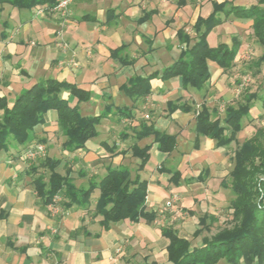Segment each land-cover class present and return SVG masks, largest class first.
Here are the masks:
<instances>
[{
	"label": "crops",
	"instance_id": "1",
	"mask_svg": "<svg viewBox=\"0 0 264 264\" xmlns=\"http://www.w3.org/2000/svg\"><path fill=\"white\" fill-rule=\"evenodd\" d=\"M212 1L224 0H186L183 6H178L177 0H72L64 17L38 14L36 6L17 7L10 0L0 1V96L11 103L33 83L53 77L90 92L89 100L79 103L82 115L106 112L97 125L98 135L74 151L63 150L65 136L53 109L44 113L43 123L35 126L24 143L11 141L0 150V264H169L168 239L161 233V227L167 225L191 240L192 246L201 244L202 236H194L197 215L187 201L192 186L201 182L195 179L201 170L195 177L180 176L175 184L170 172L163 170L169 175L162 176L159 169L175 159L179 165L187 163L191 158L180 146L186 141L187 147L195 137L194 111L179 107L170 112L169 104L198 106L204 102L210 107L213 96H204V89L182 87L179 77L152 78L151 91L144 97L129 96L124 89L130 79L159 71L175 61L181 48L176 30L185 25L193 42L192 24L199 15L206 17L212 11ZM229 1L240 5L256 2ZM149 10L155 13L138 20ZM227 21L237 26L232 37L241 40L235 57L240 58L248 43L242 30L247 29L250 36L251 20L232 17ZM230 39L229 34L220 38L226 43ZM208 67L211 76L205 88L215 81L217 84L225 72L214 61H208ZM61 95L71 104L76 101L69 91ZM141 122L177 133L176 148L171 153L160 151L152 135L135 139L134 128ZM32 142H43L45 157L60 159L55 170L62 175L68 171L69 179L79 188L99 180L108 166L127 165V160L137 165L140 159L131 156V145L151 144L149 159L139 173L147 183L146 209L156 211V217L137 222L124 219L104 226L95 210L98 188L86 206L66 208L62 197L59 209L50 211L33 182L38 175L47 180L49 170L40 164L43 158L30 161L24 157L26 145ZM190 147L191 155L205 153L209 158L213 147L223 148L206 136L199 137L198 147L193 143ZM223 163L217 161L211 174L223 178L228 172ZM166 168L172 169L170 165ZM187 178L192 183L184 184ZM175 194L181 197V206L165 209V202ZM209 211L215 213L212 208Z\"/></svg>",
	"mask_w": 264,
	"mask_h": 264
},
{
	"label": "trees",
	"instance_id": "2",
	"mask_svg": "<svg viewBox=\"0 0 264 264\" xmlns=\"http://www.w3.org/2000/svg\"><path fill=\"white\" fill-rule=\"evenodd\" d=\"M10 2L17 7L29 8L49 7L56 0ZM185 3L186 0H177L178 6ZM154 13L155 10L145 11L138 20H146ZM232 17L251 20L250 37L261 46V53L248 67L258 73L264 64V0H256L250 5L234 4L229 0L212 1V11L206 17L199 15L192 24L195 32L193 42L185 25L176 30L181 45L178 58L159 71L130 79L124 92L129 96L144 97L151 91L150 80L156 77L161 80L179 77L184 88L191 87L198 91L204 89L211 76L208 61H214L223 71L234 64L241 45L239 38L233 36L230 44L219 42L210 45L207 41L214 27ZM262 88V92L246 90L240 101L226 105L221 118L217 115L216 107H209L204 102L198 108L193 104L170 103L169 109L170 112L179 107L184 111H194V147H198L200 136L214 140L216 147H227L236 139L237 132L242 130L243 119L250 115L257 101L264 110V80ZM62 91H69L75 96V103L71 104L62 97ZM89 98L88 90L53 77L33 83L15 96L11 103H8L6 96H0V150L6 149L11 141L24 143L35 126L43 123L44 113L50 109L56 111L57 125L65 136L63 150L74 151L82 147L88 139L98 135L97 125L106 116V112L93 115L80 113L79 103ZM134 133L137 140L152 135L153 142L157 143V148L162 152L171 153L176 148L177 133L160 130L153 123L141 122L135 126ZM150 145L141 147L136 142L131 145V156L140 159L133 170L125 164L108 166L99 180L90 181L85 188L76 187L69 179L68 171L62 175L55 170L60 159L45 157L40 164L49 170L48 178L44 180L43 175L35 177V190L43 204H49L57 194L61 197L60 201L62 197L65 199L63 206L68 208L74 204L88 205L93 190L98 188L95 210L102 216V225L107 226L109 222L124 219L132 222L140 219L151 221L156 217V211L146 209L147 183L140 178L139 173L149 159ZM160 170L170 172V179L177 184L179 170L171 171L163 165ZM207 171L201 170L195 177L196 181L204 180ZM229 176V183L220 180V185L230 188L234 194L229 202V219L224 220L225 224L211 236H202L201 244L192 246L191 240L181 236L173 227H161L162 235L168 239L166 249L169 264H217L222 259L228 264H264V202L261 200L264 197V126L257 127L250 138L235 148ZM216 220L218 217L210 212L200 216L194 236L199 235L203 228L209 229Z\"/></svg>",
	"mask_w": 264,
	"mask_h": 264
},
{
	"label": "rangeland",
	"instance_id": "3",
	"mask_svg": "<svg viewBox=\"0 0 264 264\" xmlns=\"http://www.w3.org/2000/svg\"><path fill=\"white\" fill-rule=\"evenodd\" d=\"M242 3L244 2H241V5ZM236 27L237 26L235 23H230L228 21L217 25L216 27H214V29L209 32L207 36L208 43L210 45H215L220 41L222 42L223 40H220V38L223 37L224 34H229L232 39V34L234 33L233 31L237 30ZM245 31H247V29L242 30L241 35L243 36V39H245V41H248V43L246 42L247 44H245V52L243 53V56L240 58H235L236 61H234L232 67L225 70L224 76L217 81V84H215V81V83L209 85V88H204V96L212 94L211 96H213V102L211 103L210 107H216L218 111L217 115L220 118L224 115V109L226 105L230 103H237L238 101H240L242 94L246 90H258V92H262L263 89L262 84L264 80V64L261 66L260 71L258 73H254V69L252 67H248L250 65V62L261 53V46L252 40V38L249 36L250 32L247 33ZM170 54L172 55V53ZM212 69L213 68H211V70ZM195 107L198 108V106ZM260 126H264V110L261 107L260 102L257 101L254 107L251 109L250 115L243 119V128L242 130L237 132L236 139L232 141V143L227 147L218 149L213 147V150L210 151L213 157H211L212 155H209V158L208 155H205V153L201 154L197 152L191 155V152L193 150L190 146L193 141H190L187 147H185L184 145L186 141H182L180 147L186 152V154H188V157L191 159H188L189 161H187V163H182L181 165H179V162L176 161V159H172V163H166V166H171V171L179 167V176H189L190 178L195 177L200 170H208L207 173L204 175V180L192 186V194H190V197L187 201H189L188 206L194 208V210L191 211H193L197 215V219L203 214L210 212L209 210L212 208L215 212L213 214L218 217V220L214 221L209 226V229L203 228L199 235L211 236L213 233L216 232L217 229H219L225 224L224 220L229 219L228 207L230 200L234 197V194L230 188L222 187L220 185V180L224 179L227 183L230 182L229 171L233 165V152L235 148L238 145H241L242 142H244L246 139L250 138L255 133L256 128ZM222 160L224 162V170L228 171L223 178L211 174V171H215V167L217 165L216 162ZM126 163L132 170L137 166L133 161L127 160ZM150 165L153 166L154 162H151ZM159 171L158 172L162 176L169 175L168 173L165 175L163 173V170L159 169ZM260 178H262V176ZM187 179L184 180V184L192 183L189 178ZM179 198L181 197L176 194L170 198L172 202L170 208H172L173 205L174 208L175 205L181 206ZM260 198H262V196ZM261 200L264 202V197ZM182 208L185 209V211H187L188 209L183 206ZM218 264L228 263L222 259Z\"/></svg>",
	"mask_w": 264,
	"mask_h": 264
},
{
	"label": "built area",
	"instance_id": "4",
	"mask_svg": "<svg viewBox=\"0 0 264 264\" xmlns=\"http://www.w3.org/2000/svg\"><path fill=\"white\" fill-rule=\"evenodd\" d=\"M72 0H56V2L49 7H38L36 12L38 14H44L45 12L54 13L61 17L66 16L69 13V6ZM46 155L45 144L43 142H32L26 145L24 149V157L27 160L35 161L39 158H44ZM61 197L59 195H54L52 201L49 203V209L52 212H56L58 207V202ZM172 204L171 200L165 202L164 208L170 207Z\"/></svg>",
	"mask_w": 264,
	"mask_h": 264
}]
</instances>
